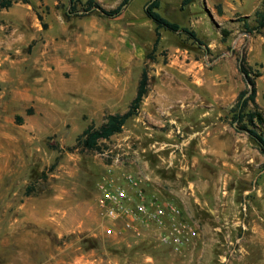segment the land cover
<instances>
[{
	"label": "rangeland",
	"instance_id": "obj_1",
	"mask_svg": "<svg viewBox=\"0 0 264 264\" xmlns=\"http://www.w3.org/2000/svg\"><path fill=\"white\" fill-rule=\"evenodd\" d=\"M97 1L113 9L123 0ZM145 1L131 0L119 18L86 12L88 0H75L77 12L71 0H15L1 11L0 264H264V153L233 116L250 89L242 57L261 73L264 111V31L247 27L256 13H225L227 0H207L211 9L203 0L185 9L182 0H163L162 14L205 44L163 29L153 51ZM55 7L69 25L65 41L88 67L66 70L63 80L49 70ZM113 51L118 62L109 72ZM98 57L103 65L89 69ZM145 67L150 90L139 114L99 148L81 146L89 126L130 108ZM111 167L147 177L149 193L179 203L200 236L177 252L151 233L107 235L98 196Z\"/></svg>",
	"mask_w": 264,
	"mask_h": 264
},
{
	"label": "built area",
	"instance_id": "obj_2",
	"mask_svg": "<svg viewBox=\"0 0 264 264\" xmlns=\"http://www.w3.org/2000/svg\"><path fill=\"white\" fill-rule=\"evenodd\" d=\"M149 179L131 171L117 174L111 167L99 183L98 207L109 236H145L149 233L180 252L200 236L197 224L177 202L149 193Z\"/></svg>",
	"mask_w": 264,
	"mask_h": 264
},
{
	"label": "trees",
	"instance_id": "obj_3",
	"mask_svg": "<svg viewBox=\"0 0 264 264\" xmlns=\"http://www.w3.org/2000/svg\"><path fill=\"white\" fill-rule=\"evenodd\" d=\"M197 0H183L182 8L185 9ZM30 3V0H25ZM73 7L71 10L77 12L75 0H71ZM131 0H123L119 6L113 9L105 8L97 0H88L86 12H93L99 10L110 17L121 16ZM163 0H150L146 7V14L156 23V40L153 51H158L161 41L163 39V29L171 30L173 32H185L195 40V42L204 45V40L199 36L198 32L190 27L182 26L180 23L175 22L164 16L161 12ZM15 4V0H0V14L4 9H9ZM219 10L223 12L222 5H219ZM71 12V11H70ZM256 25L247 27L250 32L257 30L264 31V0L261 7L256 11ZM152 56V52L149 54ZM240 70L246 75V79L250 85V89L241 92L238 102L234 111V120L239 123V130L247 131L251 138L258 144L261 151L264 153V111L258 103V89H257V76L261 73H254L252 67L248 65L246 57L240 59ZM150 90V73L147 67L144 68L142 78L138 87L137 95L134 98L130 108L126 112L110 113L106 121L101 126L91 125L83 134L80 135L78 143L89 150L99 148L102 140L111 139L114 135L124 131L127 122L138 115L146 96ZM255 105L254 109H250L251 104Z\"/></svg>",
	"mask_w": 264,
	"mask_h": 264
},
{
	"label": "crops",
	"instance_id": "obj_4",
	"mask_svg": "<svg viewBox=\"0 0 264 264\" xmlns=\"http://www.w3.org/2000/svg\"><path fill=\"white\" fill-rule=\"evenodd\" d=\"M149 1L150 0H146L144 2V4H146V7ZM197 1H195L194 3H196ZM199 1H202V0H199ZM203 2L207 3V0H203ZM249 2L250 0H227L226 2H224V12L227 13L229 10L231 11L234 10L235 12H242V11L244 12L243 9H245L246 7H252L250 12L248 13L249 14L256 13V11L261 7L263 1L259 0L258 2H253L251 4ZM58 3H59L58 1H55L56 5ZM182 3H183V0H182ZM162 6H163V2H162ZM173 7L175 8V4H173ZM208 7L211 9V8H214V5L208 4ZM127 9L128 8L125 9L124 13L121 16L113 17V18L122 17L126 13ZM132 15H134L133 12L131 13V16ZM147 19H148V22H152L151 24H153L156 27V23L151 18L147 16ZM68 26L69 25L67 24V21L65 17L63 16L62 12L57 10L56 7L55 9L53 8V11L49 15V70L55 72L56 73L55 75H57L58 79L60 80L64 79L63 75L65 74L66 70H71V71L72 70L73 71L83 70L84 71L88 68L87 66L84 67V64H81L82 61H80V54L75 53L74 50L72 51V49H70L69 44L65 41L66 40L65 35L66 33H68V30H69ZM98 30H99V35L100 34L102 35L104 33L101 27H98ZM156 37H157V34H156ZM154 45H155V42H154ZM73 56L74 58H77L78 60L76 63L70 62L71 61L70 58H72ZM120 59H121V55H120ZM127 59L128 58L122 56L121 63L123 66H127L130 63V59L128 60ZM92 61L93 60L89 62L90 63L88 65L89 69L90 68L93 69L92 67L94 66L98 68L103 65L99 57L96 59V62H92ZM105 62L106 63H104V69L108 70L109 72L114 71L115 70L114 64L115 62H118L117 53H115L114 51L109 52L108 57L105 59ZM50 88H52V90ZM57 88H58L57 86L52 87L49 85V90L51 94H54V91ZM103 222L104 221H102V224ZM59 255H61L62 257H66L67 253L66 254L59 253Z\"/></svg>",
	"mask_w": 264,
	"mask_h": 264
}]
</instances>
